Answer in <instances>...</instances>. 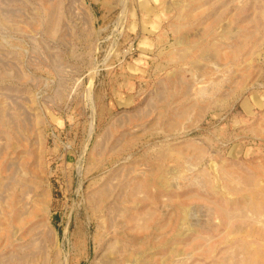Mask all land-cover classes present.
<instances>
[{
    "label": "rangeland",
    "instance_id": "obj_1",
    "mask_svg": "<svg viewBox=\"0 0 264 264\" xmlns=\"http://www.w3.org/2000/svg\"><path fill=\"white\" fill-rule=\"evenodd\" d=\"M0 132V264H264V0H0Z\"/></svg>",
    "mask_w": 264,
    "mask_h": 264
},
{
    "label": "crops",
    "instance_id": "obj_2",
    "mask_svg": "<svg viewBox=\"0 0 264 264\" xmlns=\"http://www.w3.org/2000/svg\"><path fill=\"white\" fill-rule=\"evenodd\" d=\"M13 134V132H12ZM1 137L4 139V143L1 145L0 147V195L3 194L2 192L4 191L3 188H6L5 193H7L6 197L3 198V200H0V223L2 222H7L10 223V219L7 217H10V211H7L8 207L10 208V184H6V186H4L3 181L5 180V178H3L4 175H21L23 174L22 172H24V168L22 167L21 162L22 160L28 159V157L24 156V153L26 154H30V149L29 148H24L22 147V144H20L19 142H14L11 141V138H13L11 136V134L9 132H4V134H2L0 132ZM21 140L18 139V141H21V143H25L24 142V135L23 133L20 135ZM10 152L14 153V157L10 158ZM15 152H17V154H15ZM15 159V160H14ZM17 159H19L18 163H14V161H16ZM14 160V161H13ZM15 164V165H14ZM26 169V168H25ZM21 170V171H19ZM27 171H29L28 169H26ZM4 186V187H3ZM3 187V188H2ZM20 199V197L18 198ZM24 196H22V202H24ZM24 206H25V202H24ZM29 207V204H28ZM30 208V207H29ZM3 209V211H2ZM6 209V210H5ZM29 211V209H28ZM3 217H6L5 219H3ZM6 220V221H4Z\"/></svg>",
    "mask_w": 264,
    "mask_h": 264
}]
</instances>
